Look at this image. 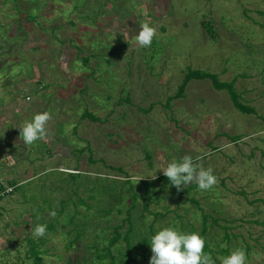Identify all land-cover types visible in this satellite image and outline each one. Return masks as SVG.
Returning a JSON list of instances; mask_svg holds the SVG:
<instances>
[{"label":"rangeland","instance_id":"rangeland-1","mask_svg":"<svg viewBox=\"0 0 264 264\" xmlns=\"http://www.w3.org/2000/svg\"><path fill=\"white\" fill-rule=\"evenodd\" d=\"M260 12L264 0H0V71L8 64L0 73V104L11 106L7 115L0 114V132H5L0 137H19L25 121L45 111L52 115L47 139L8 149V156L17 157L15 166L0 171L3 186L19 187L0 200V264H21L35 246L47 251L45 264H98L85 244L94 243L99 226L122 222L130 210L134 250L148 240L145 255L134 252V264H150L155 231L173 227L189 234L187 223L213 251L229 248L228 254L216 253L217 259L243 248L247 264H264ZM145 21L156 36L151 47L140 48L133 38ZM33 66L34 78L28 79ZM190 68L225 83L237 78L239 101L254 114L238 110L229 92L215 89L208 79L191 80L184 96L175 98ZM184 155L211 168L218 183L207 191L195 184L178 191L170 181L158 182L162 169ZM120 168L123 172L115 170ZM74 169L80 175L69 176ZM125 173L140 195L135 207ZM141 179L150 185L144 187ZM92 183L108 186V193L117 184L112 193L121 194L122 201L116 198L117 208L105 218L111 223L95 218V200L89 211L80 205V197L95 193ZM192 199L200 202L202 214L220 219L204 237ZM77 211L75 226L70 220ZM86 220L90 223L81 227ZM37 224L47 225L45 237H32ZM221 226L236 235L229 244ZM77 230L83 236L68 251ZM115 247L116 253L125 251L126 243Z\"/></svg>","mask_w":264,"mask_h":264},{"label":"trees","instance_id":"trees-1","mask_svg":"<svg viewBox=\"0 0 264 264\" xmlns=\"http://www.w3.org/2000/svg\"><path fill=\"white\" fill-rule=\"evenodd\" d=\"M261 15H264V12H260ZM28 20V19H27ZM29 21V20H28ZM207 30H209L207 28ZM210 32V30H209ZM208 32V33H209ZM210 34V33H209ZM212 34V33H211ZM87 60V59H86ZM7 65L6 67L3 68V72H7ZM32 75L30 77L27 76L28 79H32L34 78L35 75V71L36 68L33 66L32 68ZM0 71V73L2 72ZM211 80L213 86L215 89L217 90H227L230 94L231 100L234 102L235 107L240 110L243 113L246 114H254L255 110L253 108L248 107L247 105H245L244 103L239 101V95L237 94L236 90H235V83H236V79H234L233 81H231L230 83H225V82H221L219 80V77L216 74H212V73H208V72H203L200 70H193V69H189V72L185 75L183 83L181 84L180 88H179V92L175 95V98H181L184 96L185 93V89L188 85V83L191 80ZM38 80V79H37ZM28 96V95H27ZM30 97V96H28ZM31 98V97H30ZM172 99V97L170 98V100ZM85 116H87V113L85 112ZM93 120L95 121H99V118H97L96 116L93 117ZM75 130V129H74ZM86 148L82 149L81 152L85 151ZM91 162L95 163L92 160V157L89 159ZM78 169H74V173H70L69 176H74V175H80V173H77ZM114 170V168H113ZM115 170H120L121 172H123V169H115ZM126 180L124 182L125 186H128L129 189L132 191L133 194V206L135 207L134 203L136 202V200L138 199V197L140 196L135 188V184L134 181L132 180V178L130 176H128L126 173ZM1 181V180H0ZM158 182H169V180L164 176L161 175L157 178ZM141 183L143 184L144 187H148L150 185V181L149 180H142ZM80 183L77 184L76 188L78 187L79 189V185ZM93 184V183H92ZM8 186L13 187L15 190H17L19 187L16 186V184H8ZM110 186V185H109ZM194 187L197 185H193ZM112 190L108 193L106 190L108 188V186L102 187L101 189H99V185L98 184H93L92 185V190L93 192H95L93 195H91L88 199L86 198H79V202L80 205H84L86 207V209L89 211L93 208V204L90 203V201H94L96 202V208L94 207L93 211H97V215L95 216V218H101V220H105V218L109 215H111V213L113 212V210L115 208H117V204L115 203L116 198L120 201H122V195L118 193H112L113 191L117 190V184L115 183L113 185ZM2 187H0L1 189ZM5 187L2 188V191H4ZM87 188L84 187V190H86ZM74 190V188L72 189ZM99 190V191H98ZM122 190V188H121ZM87 191H89L87 189ZM186 190H183L180 193V196H182L185 193ZM75 194H78V191H73ZM122 193V192H121ZM110 196V200L104 202V199H106V197L109 198ZM2 199V197L0 196V200ZM264 203V200H262ZM187 202V200H186ZM192 202H196L197 206L193 212V216L196 215L198 212L201 213L200 217L202 218V236L204 237L205 235H207L209 229L214 228L216 225H219V221L220 219L218 218H211L209 219V215L207 214H202L203 212L201 211V207L198 205L200 202L199 201H195V199H192ZM107 203V205H105ZM196 205V204H195ZM104 206H109V208H105ZM147 206V205H146ZM131 211V210H130ZM130 211L127 212V217H125L122 222L120 223H115L114 225L111 226H99L98 224H96V226L98 227L97 231H96V238L94 239V243H87L85 244L84 249L87 250L86 252L89 251H94V256L96 257V260H98V264H134L136 261V258L133 256L134 252L137 255L143 254L145 255V253H147L148 250V240L143 239L142 241H139L138 243V247L135 248L134 250V245H133V232H134V226H133V222L131 219V214ZM198 211V212H197ZM117 212L119 214L123 213L122 209H117ZM62 214V213H61ZM79 212L77 211L75 213V216L70 220V224H74L76 226V223L74 222L76 220V218L78 217ZM179 215V214H176ZM157 217H163L164 214L158 212L156 213ZM181 217V215L178 216V218ZM211 220V222H210ZM104 222H108L111 223L112 220L107 219L105 221H102V223ZM82 223V222H81ZM81 223H78V225H80ZM90 222H88V220L84 221L81 224V227H84L85 225H88ZM264 227V220L261 223ZM126 225H128V227L126 228ZM187 226L191 229L190 233L195 232L196 229L193 228V224L192 223H187ZM221 228L224 230V241L226 243H230L231 239L233 237H236V235L230 233V227L228 226H221ZM55 230V228L53 226L50 225V229L48 230V232H53ZM151 231H154L153 227H150ZM78 232L76 233V236L74 237V239L72 241H70L67 249L68 251H70V249H72L76 244H78L82 238V231L77 230ZM98 232H100V234H97ZM102 233V234H101ZM189 233V234H190ZM154 234H156V231L154 232ZM205 240V248L204 251L205 253H211L213 259L215 260L216 264H220L219 260L217 259L216 253L219 254H228L229 253V248H223L222 251H213L210 247L209 242L203 238ZM42 240V239H41ZM124 240L126 243V247H125V251L124 250H120L119 253L115 252V246L121 241ZM30 241V240H29ZM115 247V248H114ZM119 254V255H118ZM48 255L47 251H41L40 246H35L31 248V251L29 250L28 254L26 255V257L23 259L21 264H45L46 262V256ZM120 256L124 259L121 260ZM108 260V261H107ZM88 262L85 259V263ZM96 262V261H94ZM8 264V263H5ZM77 264H81V263H77Z\"/></svg>","mask_w":264,"mask_h":264},{"label":"clouds","instance_id":"clouds-1","mask_svg":"<svg viewBox=\"0 0 264 264\" xmlns=\"http://www.w3.org/2000/svg\"><path fill=\"white\" fill-rule=\"evenodd\" d=\"M155 36L156 29L145 21L141 23L140 30L134 36L133 42L140 48H149ZM51 119L52 115L47 111L34 115L30 121H25L19 127V139L25 146H31L38 140H46L48 137L47 125ZM196 159L202 158L197 157ZM162 171L178 191L182 190V186L184 188L190 184L197 185L200 191H207L218 183L212 169H205L202 164L194 163L191 155H184L179 162L173 160ZM155 178L156 176L152 179ZM6 186L8 187V184L3 186L0 183V187ZM49 215L55 217L56 211L52 210ZM30 233L33 238H43L47 234V225L37 224L31 228ZM205 243L198 233L185 234L173 227H165L150 239L152 252L150 264H216L211 253H205ZM247 257L246 250L236 248L229 255L218 257V259L220 264H247Z\"/></svg>","mask_w":264,"mask_h":264},{"label":"crops","instance_id":"crops-1","mask_svg":"<svg viewBox=\"0 0 264 264\" xmlns=\"http://www.w3.org/2000/svg\"><path fill=\"white\" fill-rule=\"evenodd\" d=\"M5 95L7 96V94ZM38 101H35V103L36 102L38 103ZM3 102L1 103L3 104ZM2 104H0L2 106V108L0 109L1 110L0 114L7 115L8 111L11 110V106H9V104L7 105V102L3 105ZM6 121H7L8 128L11 130L13 128L12 122L9 119ZM4 133L5 132H0V136H3ZM9 134H12V133H9ZM0 140L4 141L3 143H0V147L3 149V153H1V156H0V171H4V170L6 171L7 169H12L15 166V160H17L16 156H8V154H11L10 152H8V149L16 148L17 146H23L24 143L19 139L17 135L15 136V138L13 137L12 139H6L5 137L4 138L0 137ZM9 162H11L10 166H8Z\"/></svg>","mask_w":264,"mask_h":264},{"label":"built area","instance_id":"built-area-1","mask_svg":"<svg viewBox=\"0 0 264 264\" xmlns=\"http://www.w3.org/2000/svg\"><path fill=\"white\" fill-rule=\"evenodd\" d=\"M27 99L29 100L30 99V97H27ZM13 190H14V188L13 187H5V189H4V191H2L1 193H0V196H2V195H4V194H10L11 192H13Z\"/></svg>","mask_w":264,"mask_h":264}]
</instances>
